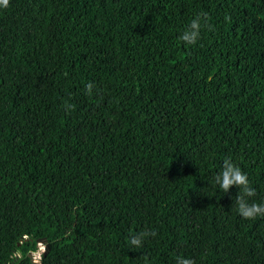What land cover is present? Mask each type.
<instances>
[{"label":"trees","instance_id":"1","mask_svg":"<svg viewBox=\"0 0 264 264\" xmlns=\"http://www.w3.org/2000/svg\"><path fill=\"white\" fill-rule=\"evenodd\" d=\"M226 159L264 203V0L0 9V264H264Z\"/></svg>","mask_w":264,"mask_h":264},{"label":"clouds","instance_id":"2","mask_svg":"<svg viewBox=\"0 0 264 264\" xmlns=\"http://www.w3.org/2000/svg\"><path fill=\"white\" fill-rule=\"evenodd\" d=\"M11 0H0V9H7L10 6ZM230 20V17H226ZM208 17L205 13H200L193 20H191L189 27L180 36V40L188 46H194L200 39V33L202 27H207ZM93 85L89 83L87 85V94L92 95ZM66 107H70L67 106ZM214 182L219 186L220 190L225 194L230 192V189L236 187L239 191L234 198L235 210L245 220H255L257 217H264V203H249V198L255 197L256 192L250 187L248 176L242 172V170L232 163L230 159H226L223 164L222 171L215 176ZM153 231L140 232L133 235L129 244L133 248H140L143 245L144 240L148 236H155ZM147 258H145V261ZM177 264H195L192 259L177 257Z\"/></svg>","mask_w":264,"mask_h":264},{"label":"rangeland","instance_id":"3","mask_svg":"<svg viewBox=\"0 0 264 264\" xmlns=\"http://www.w3.org/2000/svg\"><path fill=\"white\" fill-rule=\"evenodd\" d=\"M45 246L42 243L38 244V250L31 254V257L34 262L38 263L40 259V255L44 252Z\"/></svg>","mask_w":264,"mask_h":264}]
</instances>
